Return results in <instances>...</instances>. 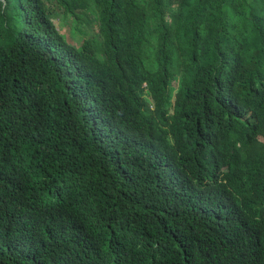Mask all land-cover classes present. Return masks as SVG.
Returning a JSON list of instances; mask_svg holds the SVG:
<instances>
[{"label":"trees","instance_id":"1","mask_svg":"<svg viewBox=\"0 0 264 264\" xmlns=\"http://www.w3.org/2000/svg\"><path fill=\"white\" fill-rule=\"evenodd\" d=\"M0 264H264V0H0Z\"/></svg>","mask_w":264,"mask_h":264},{"label":"rangeland","instance_id":"2","mask_svg":"<svg viewBox=\"0 0 264 264\" xmlns=\"http://www.w3.org/2000/svg\"><path fill=\"white\" fill-rule=\"evenodd\" d=\"M53 19H54V22H55L57 28L59 29L60 33L64 37H66L65 39L69 42L77 44L75 42H76V39H78V38L73 37L74 36L73 35L74 34V31H73L74 28H73L72 21H74V20L70 16L65 20L61 16L53 17ZM80 27H82L84 29L87 28V26L85 24H82ZM95 31H96V28H95V25H93L92 32L95 33Z\"/></svg>","mask_w":264,"mask_h":264}]
</instances>
